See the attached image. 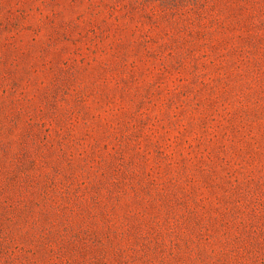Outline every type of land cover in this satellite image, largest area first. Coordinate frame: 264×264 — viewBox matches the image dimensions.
<instances>
[{
	"label": "rangeland",
	"instance_id": "1",
	"mask_svg": "<svg viewBox=\"0 0 264 264\" xmlns=\"http://www.w3.org/2000/svg\"><path fill=\"white\" fill-rule=\"evenodd\" d=\"M0 264H264V0H0Z\"/></svg>",
	"mask_w": 264,
	"mask_h": 264
}]
</instances>
